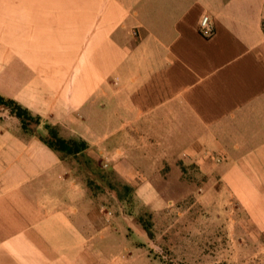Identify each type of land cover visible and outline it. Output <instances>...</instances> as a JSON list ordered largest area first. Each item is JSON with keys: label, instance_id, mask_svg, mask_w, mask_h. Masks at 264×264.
Segmentation results:
<instances>
[{"label": "crops", "instance_id": "0c3cea01", "mask_svg": "<svg viewBox=\"0 0 264 264\" xmlns=\"http://www.w3.org/2000/svg\"><path fill=\"white\" fill-rule=\"evenodd\" d=\"M0 96L87 146L0 105V264H151L71 159L146 204L193 165L264 228V0H0Z\"/></svg>", "mask_w": 264, "mask_h": 264}, {"label": "rangeland", "instance_id": "374dc122", "mask_svg": "<svg viewBox=\"0 0 264 264\" xmlns=\"http://www.w3.org/2000/svg\"><path fill=\"white\" fill-rule=\"evenodd\" d=\"M27 124H38L43 138L45 124ZM69 163L91 191L103 193L104 205L116 211V218L118 214L122 222L136 224L134 237L140 240L139 234H145L147 243H138V251L147 253L151 264H264V228L243 212L238 198L206 181L193 165L185 166L180 180L171 174L169 180L149 182L160 195L146 204L149 197H136L133 187L116 179L107 166L76 159ZM135 183L144 187L148 182Z\"/></svg>", "mask_w": 264, "mask_h": 264}, {"label": "trees", "instance_id": "16d2710c", "mask_svg": "<svg viewBox=\"0 0 264 264\" xmlns=\"http://www.w3.org/2000/svg\"><path fill=\"white\" fill-rule=\"evenodd\" d=\"M0 105L9 108L11 113L20 120L23 128H25V126L28 125L27 123L30 121H36V122L40 121L38 117L31 116L26 109L19 106L13 100L4 99L3 97L0 96ZM44 127L48 132L49 138L48 139L41 138V140L53 150L66 153L68 155H75L83 151L87 147L83 141H72V142L64 141L63 139L57 136L55 129L48 124H45ZM145 231L147 232V235L149 237L152 236L149 230L145 229Z\"/></svg>", "mask_w": 264, "mask_h": 264}, {"label": "built area", "instance_id": "2783aa9c", "mask_svg": "<svg viewBox=\"0 0 264 264\" xmlns=\"http://www.w3.org/2000/svg\"><path fill=\"white\" fill-rule=\"evenodd\" d=\"M213 25L209 16L205 15L201 18L199 23V32L205 38H210L213 35Z\"/></svg>", "mask_w": 264, "mask_h": 264}]
</instances>
